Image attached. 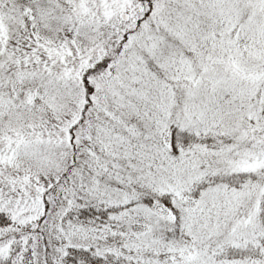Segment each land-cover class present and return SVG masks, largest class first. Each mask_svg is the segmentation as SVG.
Returning <instances> with one entry per match:
<instances>
[{
  "label": "snow or ice",
  "instance_id": "snow-or-ice-1",
  "mask_svg": "<svg viewBox=\"0 0 264 264\" xmlns=\"http://www.w3.org/2000/svg\"><path fill=\"white\" fill-rule=\"evenodd\" d=\"M0 264H264V0H0Z\"/></svg>",
  "mask_w": 264,
  "mask_h": 264
}]
</instances>
